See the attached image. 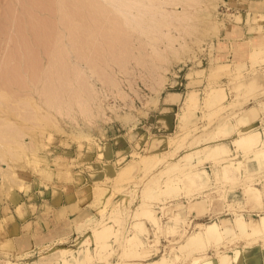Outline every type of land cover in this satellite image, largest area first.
I'll use <instances>...</instances> for the list:
<instances>
[{"label":"rangeland","instance_id":"rangeland-1","mask_svg":"<svg viewBox=\"0 0 264 264\" xmlns=\"http://www.w3.org/2000/svg\"><path fill=\"white\" fill-rule=\"evenodd\" d=\"M237 4L238 0H199L193 5L185 0H0V94L5 93L0 96V135L9 122L20 124L19 105L30 96L42 104L43 116H50L42 126L28 123L20 145L24 147L12 143L14 151L7 153L5 141V153H0V213L7 204L27 198L28 203L41 201L38 191L58 178H53L57 169L68 181L73 179L72 172L80 170L82 192L90 198L75 220L62 225L57 219L43 231L64 236L57 244L17 255L0 249L2 264H56L63 256L73 261L86 253L81 244L87 237L92 238L94 252L82 264H152L162 255L173 264H218L216 251L233 254L235 247L243 248V257L234 264H263L264 237L257 235L244 239L226 234L230 237L225 235L220 244L211 240L203 248L179 250L197 222L233 218L230 206L242 208L244 201L246 210L264 214V120L251 122L243 112L250 100L264 92L260 90L264 42L254 44L248 62L237 63H222L225 47L219 42L224 13ZM256 4L263 9V4ZM257 34L263 36L264 31ZM257 48L263 52L251 58ZM239 84L245 88L240 94L237 87V95L233 88ZM211 85L223 87L224 97H217L218 102L209 93ZM192 91L198 97L194 103L188 98ZM207 93L215 97L213 104L214 98ZM57 94L58 104L45 103L52 96L56 100ZM251 128L260 133L257 139ZM240 132L243 137L247 134L244 141L249 135L254 138L252 145H248L251 140L248 144L246 140L247 145L240 140L238 145ZM222 142L232 149L228 154L210 150ZM202 146H207L205 152L197 150L190 158H181ZM216 156L217 160L212 158ZM152 159L158 163L154 161L147 171L143 165ZM227 165L239 168L235 180L225 178ZM203 169L209 179L200 185L192 171ZM62 177L59 180L64 181ZM179 177V188H165L169 178ZM245 190H251L250 195L245 197ZM259 199L257 207L254 201ZM142 204L162 215L160 239L149 241L141 234L151 243V254L128 257L126 240L134 232ZM191 204L197 208L189 212ZM170 208L190 213L186 220L190 224H183L175 235L166 232L172 221L163 216ZM193 212L202 213V218L196 219ZM238 213L249 216L247 211ZM109 221L115 232L103 239L111 244L105 247L110 254L99 251L96 255V243L103 239L95 242L98 234L93 237L92 231ZM148 224L152 232L155 227ZM61 248H66L65 254Z\"/></svg>","mask_w":264,"mask_h":264},{"label":"bare ground","instance_id":"bare-ground-1","mask_svg":"<svg viewBox=\"0 0 264 264\" xmlns=\"http://www.w3.org/2000/svg\"><path fill=\"white\" fill-rule=\"evenodd\" d=\"M180 1H182V0H180ZM187 3H188V5H193V3H199V0H185ZM124 5H125V2H124ZM196 6V5H195ZM192 7V6H191ZM190 14V13H189ZM186 15H188V13L186 14ZM181 17V16H180ZM181 19H186V20H188L189 19V16H185V17H181ZM184 32V31H183ZM174 40V39H173ZM173 42V41H172ZM259 42V45L261 44V42H262V44H263V42L264 41H258ZM171 45V44H170ZM255 45H258V43H256ZM254 45V46H255ZM257 47V46H256ZM262 50H263V48H262ZM261 50V51H262ZM255 50H252V55H251V58L252 57H254V58H256L255 56H256V54H257V51H258V54L257 55H259V52H261L260 51V49L258 50V48L256 49V53L254 52ZM263 52V51H262ZM255 53V54H254ZM262 55V54H261ZM260 58H263V57H260ZM257 59V58H256ZM254 60V59H253ZM252 60V61H253ZM257 61V60H256ZM254 62V61H253ZM253 82V81H252ZM252 85V84H251ZM48 86V85H47ZM243 86V85H242ZM242 86L239 84L238 86H235L234 88H233V86H232V88L234 89V91L236 90L237 91V95H239V92H240V90H237L238 88L240 89V87H241V92H240V94H242L243 92H242ZM238 87V88H237ZM250 87V86H249ZM222 88L223 87H217L216 85H211L210 86V89H209V93L211 94V95H214L215 97H216V101H215V97L213 96L212 98H214V100L211 102V100H210V102L213 104V102L215 101V102H218L219 100H221L219 97H221V95H223V90H222ZM236 88V89H235ZM243 88H245L244 86H243ZM233 89H232V91H233ZM46 90V89H45ZM221 90V91H220ZM245 90V89H244ZM233 91V93H235L236 94V92H234ZM219 92V93H218ZM1 93V92H0ZM5 94V93H4ZM4 94H0V96L1 97H4L3 95ZM46 94V93H45ZM50 94V93H49ZM210 94H208L207 93V95H209V97H210V99H212L211 98V96H210ZM55 95V94H54ZM57 96H58V94L56 95V100H55V98H54V96H52L53 98H50V99H48V98H46V100H45V103L47 102V105L48 104H50V102H51V104L50 105H56V104H58V101H57ZM8 97V96H7ZM219 98V100H217L218 98ZM222 97H224V95L222 96ZM189 101H191V103L193 102L194 103V101L196 102L197 100H198V97L196 96V92H194V91H192L191 93H190V95H189ZM24 99V98H23ZM60 99V98H59ZM27 101V102H25V101ZM24 100H22V102H23V105L21 106V105H19L20 106V112H21V110H22V112H23V117L21 118L22 119V121H20L19 123L20 124H16V123H12V121L11 120H9V121H11V122H9V125H8V128H6L5 129V131L4 130H2V134L0 135L1 136V138H0V153L2 152L3 153V155H4V153H5V149H4V146L6 145V144H8L7 146H8V152L7 153H11V151H14V146L13 145H11L12 143H17L19 146L20 145H22L23 144V140H24V138H23V135L25 136V134H26V130H24V128H28V123H29V125H31V124H36L37 123V125L39 126V124L41 125V122L42 121H44V120H47L50 116H47V114L46 115H44L43 116V114L41 113V109H42V104H40L39 103V101L37 100V98H35L34 96H30L29 97V99H24ZM32 101H33V103H32ZM44 101V100H43ZM26 103V104H25ZM28 103H30V104H28ZM18 105V104H17ZM19 106H17V107H19ZM58 106H60V105H58ZM22 107V108H21ZM188 107H189V104H188ZM56 108V107H55ZM57 110L59 111L60 109L59 108H57ZM19 113V112H18ZM50 113V112H49ZM58 113H60V111L58 112ZM18 115V114H17ZM16 115V116H17ZM20 116H22V113H20ZM248 116V115H247ZM244 119H246V118H244ZM50 121V120H49ZM52 121V120H51ZM42 124H43V122H42ZM42 126V125H41ZM14 128V129H13ZM252 129L253 128H251V134H253L254 132H255V134H256V131H254V132H252ZM16 130V131H15ZM249 131V133H250V130H248ZM19 132V133H18ZM226 132H228V131H226ZM241 132H242V130H241ZM240 132V133H241ZM244 132V131H243ZM245 132H246V130H245ZM264 132V131H263ZM215 133V132H214ZM258 133V132H257ZM244 133H241V135H240V137L243 135ZM254 134V135H255ZM260 134V133H259ZM259 134H256L255 136H256V139H257V135H259ZM247 135V134H246ZM246 135H244L245 137H241V139H239L238 138V142H239V144L238 145H240V140L242 141L241 143L244 145H247L248 144V141L249 140H251V144H250V142H249V146L250 145H252V140L254 139L251 135H249L248 137V140H247V144L245 143L246 142V140L244 141V139L246 138ZM264 137V136H263ZM244 138V139H243ZM253 138V139H252ZM159 139V138H158ZM236 139V138H235ZM160 140V139H159ZM259 140V139H258ZM257 140V142H258V144H259V142H260V140L258 141ZM5 141H7V143L5 142ZM234 141V140H233ZM235 141H237V140H235ZM243 141H244V143H243ZM256 140H254V142H255ZM225 142V141H224ZM224 142H222L221 144L219 143V144H216V145H213L214 147H210V145H208L209 147H210V150L212 149V150H214V149H216V150H218L217 152H218V154L219 153H224L225 155L226 154H228L231 150L229 149V147L227 146V144L226 143H224ZM238 142H234V143H236V146H238L237 145V143ZM253 142V143H254ZM257 142L256 143H254V144H257ZM6 143V144H5ZM26 144V143H25ZM257 144V145H258ZM164 145V144H163ZM242 145V146H243ZM18 146V147H19ZM235 146V147H236ZM242 146H238L239 148H241ZM20 147H24V146H20ZM30 147V146H29ZM204 147H207V146H204ZM203 146L202 147H200V148H198V149H196L195 150V152H193L192 150H191V152H187V153H185V155H183L181 158H190V155L192 154V153H196L197 152V150H198V152L199 153H202V150H204V152H205V148H204ZM237 147V148H238ZM245 148H248V146L247 147H245ZM252 148H256V145H255V147H249V149H252ZM4 149V150H3ZM13 149V150H12ZM209 149V148H208ZM249 149H245V150H249ZM240 150V149H239ZM4 151V152H3ZM240 151H242L243 152V150H240ZM250 151V150H249ZM255 151V150H254ZM206 152H208L207 150H206ZM211 152V151H210ZM213 152V151H212ZM246 152V151H245ZM1 153V154H2ZM15 153V152H14ZM214 153V152H213ZM249 153V152H248ZM13 154V153H12ZM16 154H18V153H16ZM223 154V155H224ZM246 154H247V152H246ZM11 155V154H10ZM161 155H163V154H161ZM200 155V154H199ZM205 155H206V153H205ZM215 155V154H214ZM220 155V154H219ZM222 155V154H221ZM220 155V156H221ZM218 156V155H217ZM217 156L216 157H212V158H215L216 160L219 158H217ZM244 156V155H243ZM2 157V156H1ZM10 157H13L12 155L10 156ZM144 157H145V155H144ZM201 157V156H200ZM210 157V156H209ZM225 157V156H224ZM224 157L222 158V159H224ZM160 158H162V157H160L159 156V159ZM221 158V157H220ZM143 160H145V159H143ZM161 160H163V159H161ZM160 160V161H161ZM149 161V162H148ZM147 161V163H145L144 165H143V167L147 170V171H150L151 169H150V167H149V165L150 164H152V163H154V161H155V165L158 163V160H153L152 159V161L153 162H151L150 163V160H148ZM157 161V162H156ZM190 161V160H189ZM145 162V161H144ZM165 163V162H164ZM168 163H172V162H168ZM217 163V162H216ZM230 163V162H229ZM153 164V165H154ZM152 167V166H151ZM227 168V171L225 172V174L227 175V176H225V178L226 177H228L227 178V180H229V178H230V181H231V179H236L235 177L237 176V170L239 169H236V168H232L230 165H227L226 166ZM3 168V167H2ZM3 169H6V168H3ZM205 170L203 169L202 171H199V170H197V171H192V172H194L195 174H196V177H198L197 179H200L201 180V184L200 183H198V186H199V184L200 185H202V184H205L206 183V181L209 179V174H207L206 172H204ZM144 174V173H143ZM1 175V174H0ZM142 175V174H141ZM223 175V177H224V174H222ZM185 178H186V176H184ZM190 177V175L189 176H187V178H189ZM140 178V177H139ZM186 178V179H187ZM192 178H193V176H192ZM191 178V179H192ZM179 179V180H178ZM178 179H175V178H172V179H170L169 178V180L167 181V183H166V189L168 190V189H172L173 187L174 188H177L179 185H181L180 184V182L182 181V177H179ZM190 179V180H191ZM223 179V178H222ZM178 180V181H177ZM183 180H184V178H183ZM199 180V181H200ZM198 181V182H199ZM226 181V180H225ZM190 182V181H189ZM189 182L187 183L186 182V184H187V186H188V184H189ZM227 182V181H226ZM195 183V182H194ZM184 184V183H183ZM193 183H191V185H192ZM195 186H196V184H195ZM194 186V187H195ZM182 187V186H181ZM180 187V188H181ZM263 187H264V185H263ZM179 188V187H178ZM257 188V187H256ZM163 190H165L164 188H163ZM170 191V190H169ZM173 191V190H172ZM190 192H191V190H190ZM250 192H251V190H245L244 191V196L246 197V196H248V195H250ZM117 193V192H116ZM260 194V193H259ZM263 195H264V188H263ZM111 196V195H110ZM109 196V197H110ZM109 197H108V199H109ZM109 201V200H108ZM107 201V202H108ZM111 201V200H110ZM196 202V201H195ZM193 204H195V205H197L196 203H193ZM254 204H257V207L258 206H260L259 204H260V199L257 201V200H255L254 201ZM143 205V207L142 208H140L139 209V211H138V218L135 220V222L133 223V227H134V232L132 233V234H130L129 236H128V241L126 240V244L128 245V243H129V246L127 247L126 246V248H127V250H124V251H126L125 252V255L126 256H128V257H134V256H147V255H150L151 253H149L150 251H149V249L148 248H152V245H151V243L150 242H146L145 240H143L142 238H141V234H146V239L147 240H149V241H151V237H153V239H155V241H159V239H160V233H161V231H162V228H161V218H162V215H158L157 213H155V211L153 210V209H151V208H147L146 207V205L145 204H142ZM177 205V204H176ZM179 205V204H178ZM201 205V204H200ZM243 206H244V208H243ZM243 206H242V208H241V206L239 207V209H238V206L236 207V205L235 206H230V212H231V214L234 216L233 218L232 217H222V216H219V217H217L216 218V221H212V222H209V223H204V222H197L196 223V230L190 235V236H188V238H187V240L185 241V242H183L181 245H179V250L181 249V250H184V251H187L188 250V252H189V250H190V248H191V251H193L192 250V247L195 249V247H197V249L198 248H203L204 247V245H206L207 243H210V241L212 240V241H216V244H220V242L223 240V238H224V236L226 235V234H229V235H231V236H238V237H243L244 239H245V237H248V236H261V237H264V214H254L253 212L254 211H256V209L254 210V211H252V209L250 210H246L245 209V202L243 201ZM195 207L196 206H194V205H190L189 206V212H191L192 210H194L195 209ZM256 207V206H255ZM197 208V207H196ZM202 208V207H201ZM254 209V208H253ZM243 211H247V212H249V216H248V218H246V217H244L241 213L239 214L238 212H243ZM189 212H187L186 214H182L181 212H179V211H176V210H174L173 208H170L169 210L167 209V210H165L164 211V213H163V216L164 217H167V218H169L170 220H169V222L170 221H172L171 222V224L169 225V227H168V229L166 230V232L168 233V234H173V235H175L176 233H178V231H179V228L180 227H182V225L183 224H190V223H188V221H186L187 220V217H188V214H190ZM201 212H202V210H201ZM203 212H204V210H203ZM260 213V212H259ZM255 215H257L258 217L257 218H255L254 216ZM148 222L150 223L151 222V224L152 225H154V227H155V229L151 232L149 229V224H148ZM109 224V225H108ZM108 224H107V222H104L102 225L103 226H101L99 229H96L95 230V228H94V230L92 231L93 232V237L95 236L94 234H98V237H96L95 239H94V241L96 242V239L97 240H99L100 239V241H101V238L103 239L104 237L105 238H108L107 236H110L111 235V231L112 230H114L115 229V227H114V223H113V221H109L108 222ZM169 224V223H168ZM114 227V228H113ZM237 228V230H235ZM110 229V231H108ZM103 230H107L108 231V234H107V231L105 232L106 234H104V232H102ZM234 230V231H233ZM114 232H115V230H114ZM99 233H100V236L103 234V236H101V237H99ZM230 233H232V234H230ZM110 234V235H109ZM105 235V236H104ZM229 235H226L225 237H227V236H229ZM230 237V236H229ZM104 238V239H105ZM90 239L92 240V238L91 237H87L84 241H83V243L81 244V247H83V249H82V251L84 252H86L85 254L83 253V256H75V260H73V261H71V260H69L68 258L69 257H65V256H63V259L61 260V261H59V262H57L56 264H82V262H83V260L85 259V258H87L86 256L88 255V257L89 256H91L90 254H88V253H90L91 251H92V249H91V245H90ZM104 239L102 240V242H99V241H97L98 243H96V247H95V251H96V255H97V253H103L104 252V255L105 254H110V250H109V253L107 252L106 253V251H105V247L107 246L108 247V245L110 246L111 244L109 243V244H107V243H105V242H109V240L107 241V239L105 240V242H104ZM127 239V238H126ZM205 241H208L207 243L205 242ZM211 241V242H212ZM128 242V243H127ZM206 244H205V243ZM85 246V247H84ZM207 246V245H206ZM59 247H61V245L59 246ZM106 247V248H107ZM94 248V247H93ZM178 248V247H177ZM189 248V249H188ZM49 249V248H48ZM51 249V248H50ZM54 249V248H53ZM70 249V248H69ZM107 249H109V247L107 248ZM106 249V250H107ZM159 250V249H158ZM60 251H61V253H64L65 254V251H66V248H61L60 249ZM100 251V252H99ZM103 251V252H102ZM154 251V250H153ZM156 251V250H155ZM52 252V251H51ZM92 252H94V251H92ZM217 252V254H218V259H217V262H218V264H234V263H239L240 262V260L242 259V257H243V248H241V247H235L234 249H233V254H230L229 252H227V251H224V250H220L219 251V249L216 251ZM48 253V252H47ZM67 253V252H66ZM156 252H154L153 254H155ZM174 253V252H173ZM124 254V253H123ZM152 254V255H153ZM73 255V254H72ZM77 255V254H76ZM95 255V254H94ZM61 257H62V255H61ZM90 258H92V257H89V259ZM178 258V257H177ZM197 259H198V257H196ZM61 259V258H60ZM176 259V258H175ZM197 259H195V260H197ZM58 261V260H57ZM173 260H171L170 258H168V256H165V255H162V256H160L159 258H155L154 260H153V262H152V264H173L174 262H172ZM8 262H11V261H8ZM14 262V261H13ZM16 262V261H15ZM140 262V261H139ZM19 263H21V264H30V263H27V262H24V261H21V262H19ZM9 264V263H8ZM15 264H17V263H15ZM132 264H145V263H137V262H132Z\"/></svg>","mask_w":264,"mask_h":264},{"label":"crops","instance_id":"crops-1","mask_svg":"<svg viewBox=\"0 0 264 264\" xmlns=\"http://www.w3.org/2000/svg\"><path fill=\"white\" fill-rule=\"evenodd\" d=\"M256 3H261L264 6V0H238L235 9L229 14L224 13L219 32V42L225 47V50L222 51L224 55L222 63L248 62L250 50L257 41L264 38V35L258 36L257 34L264 31V20L261 19L264 16V7L258 10ZM252 6H255L254 10L251 9ZM261 27L263 28L260 29ZM260 90H264V87ZM260 101L262 102L260 103ZM263 103L264 92L258 94L256 100H250V104L244 108L246 110H243V112H247L249 121L258 123L264 120ZM246 116L244 117L246 118ZM62 176L65 177V173L57 169L53 178H58L48 182L47 188L38 191L42 194L41 201L28 203L29 198H27L23 202L18 201L15 204H7L8 207H2L4 212L0 213L1 250L16 255L24 251L25 254L36 253L41 247L55 245L58 239L64 237L56 231L53 234H45L43 231H46L49 225L56 222L57 219L62 225L69 220H75L78 214H82L88 207L90 198L82 192L81 181L83 182V179H81L80 170L72 172L73 179L70 181ZM61 177L64 181L59 180ZM31 192L32 194L36 193L33 192V189ZM191 215H194L196 219L203 216L202 213L198 214L197 212H193ZM62 230L64 231V227L59 231ZM72 233L73 231L67 236ZM262 260L264 264V255Z\"/></svg>","mask_w":264,"mask_h":264},{"label":"built area","instance_id":"built-area-1","mask_svg":"<svg viewBox=\"0 0 264 264\" xmlns=\"http://www.w3.org/2000/svg\"><path fill=\"white\" fill-rule=\"evenodd\" d=\"M0 264H2V263H1V260H0Z\"/></svg>","mask_w":264,"mask_h":264}]
</instances>
